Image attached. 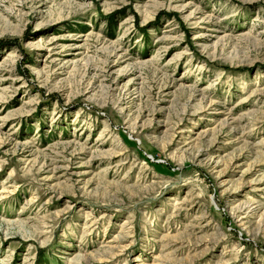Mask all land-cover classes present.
I'll use <instances>...</instances> for the list:
<instances>
[{"label":"rangeland","instance_id":"rangeland-1","mask_svg":"<svg viewBox=\"0 0 264 264\" xmlns=\"http://www.w3.org/2000/svg\"><path fill=\"white\" fill-rule=\"evenodd\" d=\"M0 264H264V0H0Z\"/></svg>","mask_w":264,"mask_h":264},{"label":"bare ground","instance_id":"bare-ground-1","mask_svg":"<svg viewBox=\"0 0 264 264\" xmlns=\"http://www.w3.org/2000/svg\"><path fill=\"white\" fill-rule=\"evenodd\" d=\"M228 125V124H227Z\"/></svg>","mask_w":264,"mask_h":264},{"label":"trees","instance_id":"trees-1","mask_svg":"<svg viewBox=\"0 0 264 264\" xmlns=\"http://www.w3.org/2000/svg\"><path fill=\"white\" fill-rule=\"evenodd\" d=\"M110 23V22H109Z\"/></svg>","mask_w":264,"mask_h":264}]
</instances>
